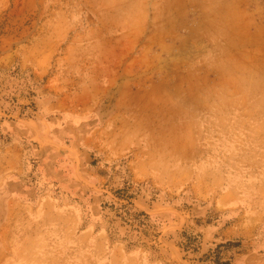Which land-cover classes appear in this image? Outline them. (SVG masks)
<instances>
[{"label": "rangeland", "instance_id": "rangeland-1", "mask_svg": "<svg viewBox=\"0 0 264 264\" xmlns=\"http://www.w3.org/2000/svg\"><path fill=\"white\" fill-rule=\"evenodd\" d=\"M0 264H264V0H0Z\"/></svg>", "mask_w": 264, "mask_h": 264}]
</instances>
